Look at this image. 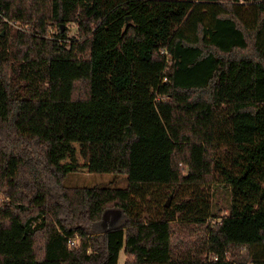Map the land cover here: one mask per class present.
<instances>
[{"label":"trees","instance_id":"16d2710c","mask_svg":"<svg viewBox=\"0 0 264 264\" xmlns=\"http://www.w3.org/2000/svg\"><path fill=\"white\" fill-rule=\"evenodd\" d=\"M0 14V264L123 250L264 264L263 239L207 238L219 204L264 217V0H0ZM66 142L123 145V176L84 180Z\"/></svg>","mask_w":264,"mask_h":264},{"label":"rangeland","instance_id":"374dc122","mask_svg":"<svg viewBox=\"0 0 264 264\" xmlns=\"http://www.w3.org/2000/svg\"><path fill=\"white\" fill-rule=\"evenodd\" d=\"M229 1V0H227ZM63 27V28H62ZM14 28L23 31H28L29 26H23L21 23L15 24ZM62 32L67 33L69 40L80 42L81 37L79 34L78 25L74 22L68 24H62ZM58 26H54L51 29V33H58ZM57 154L60 161L63 164H74L77 169L82 173L84 180L90 181L95 179V182L102 183L107 182L116 170L120 168L121 176L123 171L128 165V154L123 150L121 144L110 143H90L88 145L83 143H63L58 148ZM124 169V170H123ZM118 172V173H119ZM98 180V181H97ZM93 181V182H94ZM102 181V182H101ZM126 183L118 184L119 187H125ZM222 197V196H221ZM221 200V198H220ZM170 201V202H169ZM172 197L168 199L171 204ZM220 208L217 213L220 215L217 219H211L209 222V231L207 238L210 240H222V241H254L264 240V217L233 219L225 210L223 204H219ZM198 227L183 226L180 229L176 228L175 238L178 236L189 237L194 236V231ZM77 244L79 238H77ZM126 254L124 250L120 254L119 264H125ZM204 264H234L231 259L227 261L210 260Z\"/></svg>","mask_w":264,"mask_h":264},{"label":"built area","instance_id":"2783aa9c","mask_svg":"<svg viewBox=\"0 0 264 264\" xmlns=\"http://www.w3.org/2000/svg\"><path fill=\"white\" fill-rule=\"evenodd\" d=\"M0 16H2L1 14H0ZM6 21V20H5ZM10 24H13V23H11V22H9ZM13 25H15V24H13Z\"/></svg>","mask_w":264,"mask_h":264},{"label":"water","instance_id":"95a60500","mask_svg":"<svg viewBox=\"0 0 264 264\" xmlns=\"http://www.w3.org/2000/svg\"><path fill=\"white\" fill-rule=\"evenodd\" d=\"M62 28H63V27H62ZM169 204H170V203L168 202V203H167V206H169Z\"/></svg>","mask_w":264,"mask_h":264}]
</instances>
